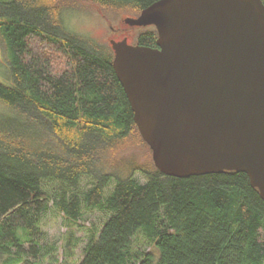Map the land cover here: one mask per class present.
Masks as SVG:
<instances>
[{
    "label": "trees",
    "instance_id": "trees-1",
    "mask_svg": "<svg viewBox=\"0 0 264 264\" xmlns=\"http://www.w3.org/2000/svg\"><path fill=\"white\" fill-rule=\"evenodd\" d=\"M89 1L140 12L155 0ZM60 16L53 0H0L10 78L0 80L10 110L0 114V264L45 254L72 264L44 248L41 219L51 209L69 222L84 209L108 215L89 228L77 264H264V201L244 172L176 177L153 161L110 164L109 150L138 132L113 52L66 31ZM140 28L135 43L155 46L156 28ZM139 234L149 249L135 244Z\"/></svg>",
    "mask_w": 264,
    "mask_h": 264
},
{
    "label": "water",
    "instance_id": "water-1",
    "mask_svg": "<svg viewBox=\"0 0 264 264\" xmlns=\"http://www.w3.org/2000/svg\"><path fill=\"white\" fill-rule=\"evenodd\" d=\"M124 22L155 46L111 39L112 67L156 168L244 172L264 201V3L155 0Z\"/></svg>",
    "mask_w": 264,
    "mask_h": 264
},
{
    "label": "rangeland",
    "instance_id": "rangeland-1",
    "mask_svg": "<svg viewBox=\"0 0 264 264\" xmlns=\"http://www.w3.org/2000/svg\"><path fill=\"white\" fill-rule=\"evenodd\" d=\"M53 4H58L61 7L60 23L66 31L78 35L88 43H95L105 49H111L109 44L111 39L121 40L126 37L129 43H135L137 34L142 30L139 26H131L124 22L126 17L139 14V11L133 7L101 6L89 0H53ZM37 47L46 49L45 46L38 44ZM58 54L54 52L53 57ZM8 72L5 52L0 45L1 81L6 83L10 81ZM3 112H10V110L0 102V114ZM108 153L110 164L116 166H124L126 163L147 166L152 163L151 150L147 143L143 142L136 129H133L124 140L115 145ZM135 176L141 182L145 180L139 172H136ZM48 186L51 187V191L56 187L51 184ZM89 186L90 180L84 178L81 181V189H87ZM107 216L103 210L84 209L77 222H69L56 210L47 211L41 219L44 248L52 246V249L49 250L59 260L67 259L72 264H77L83 257V248L87 242L89 228H99ZM67 243H72L71 248H68ZM135 244L144 249L150 247L141 234L135 239ZM50 259L51 257L45 254L35 264H51Z\"/></svg>",
    "mask_w": 264,
    "mask_h": 264
}]
</instances>
